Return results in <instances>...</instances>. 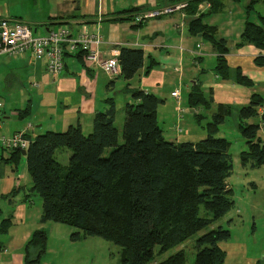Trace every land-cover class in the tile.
<instances>
[{
	"label": "trees",
	"instance_id": "obj_1",
	"mask_svg": "<svg viewBox=\"0 0 264 264\" xmlns=\"http://www.w3.org/2000/svg\"><path fill=\"white\" fill-rule=\"evenodd\" d=\"M189 6L188 2L186 9ZM216 6L212 0L211 7ZM262 19V24L247 20L241 35L243 42L260 49H264ZM207 28L202 16L190 24L191 33L203 32L212 42L219 54L216 71L228 79L227 41L214 37ZM255 61L264 65V56ZM144 62L142 49L123 47L120 75L133 78ZM236 79L251 84L240 70ZM127 89L134 102L125 106L122 143L115 124L116 105L111 100L105 111L95 114L91 132L85 133L81 124L65 131L48 130L31 138L26 159L31 191L43 201L42 223L52 221L78 228L73 240L103 237L124 247V264H148L158 247L161 253L181 245L235 207L233 188L228 183L234 168L231 143L217 136L231 110L222 105L213 114L205 139L177 143L165 138L158 123V106L163 99L141 88ZM189 98L192 108L206 104L197 88ZM261 106L263 98L254 94L239 109V129L247 145L240 159L244 166L253 168L264 165V141L258 137L261 124L248 123V119L261 117L264 124ZM107 149H111L108 155ZM13 152L18 160L23 155L20 149ZM230 237V230L221 226L203 233L195 245V264H225L227 252L220 242ZM47 241L45 230L34 233L28 248L35 249L36 261L45 253ZM159 264H186L185 253L179 251Z\"/></svg>",
	"mask_w": 264,
	"mask_h": 264
},
{
	"label": "crops",
	"instance_id": "obj_2",
	"mask_svg": "<svg viewBox=\"0 0 264 264\" xmlns=\"http://www.w3.org/2000/svg\"><path fill=\"white\" fill-rule=\"evenodd\" d=\"M184 1L190 3L188 9L141 23L135 20L138 13ZM211 1L0 0V19L9 17L23 20L37 34H47L63 23L75 30L81 24L98 29L102 35L99 45L101 58H110L114 50L120 52L123 47L139 48L145 54L144 66L131 79L123 75L110 77L98 64L87 60L84 54L67 56L66 67L58 76H51L45 61L30 53L19 58L0 57V77L5 83L1 85L0 98L6 101L5 95L9 94L10 88L7 86L24 80V107L12 113L5 110L0 135L23 132L34 138L48 130L65 131L77 124H81L83 131L89 133L95 114L105 111L111 100L116 105V120L122 118L118 127L121 132L125 106L134 102L127 89L129 87L144 89L163 99L158 106V123L161 112V121L167 128L165 130L159 124L164 136L168 132L169 140L177 143L205 139L208 135L207 124L222 105L230 110L240 109L251 101L254 94H259L263 98V106L259 108L262 113L264 65L257 64L255 59L264 56V49L243 42L241 35L247 20L263 23L264 0H256L250 9L252 0H245L239 8L234 5L241 0H214L217 2L214 8ZM224 14L229 17L219 21L217 16ZM200 16L214 37L227 41L229 52L226 59L231 73L228 79L216 71L219 54L209 38L203 32L193 34L190 31L192 20ZM238 70L251 80L250 85L237 81ZM184 88L187 90L186 98H183ZM195 88L203 94L206 104L192 108L189 95ZM176 89L180 92L179 99L172 96V91ZM169 90L171 98L178 101V108H182L183 102L188 107L186 112L182 108L181 116L180 109L177 111L175 125L171 124L172 121H165V108L169 106L165 97ZM248 123L261 124L258 137L264 141L261 117L250 118ZM218 134L225 137L222 124ZM229 141L232 145V141ZM13 153V150L3 149L0 145V264L45 263L48 261L45 254L36 261L35 249L31 247L29 251L28 244L34 233L43 229L48 236L47 252L51 247L49 230L52 234L57 226L52 221L41 222L43 201L42 198L39 201L33 194L35 192L31 191L32 179L26 155L18 160Z\"/></svg>",
	"mask_w": 264,
	"mask_h": 264
},
{
	"label": "rangeland",
	"instance_id": "obj_3",
	"mask_svg": "<svg viewBox=\"0 0 264 264\" xmlns=\"http://www.w3.org/2000/svg\"><path fill=\"white\" fill-rule=\"evenodd\" d=\"M244 1L241 0L234 6L239 8L243 6ZM217 17L220 21L229 15L224 14ZM0 80L1 92L3 87L1 85L5 83L1 77ZM23 83L24 80L15 85L12 82L13 86H7L10 87L9 94L5 95L7 100L0 98L5 103V110L7 109L9 113L24 107ZM170 91L165 97L169 106L165 108L164 115H166V123L172 121L171 124L175 125L177 111L180 108H178V101L171 98ZM186 91L184 88L183 98H186ZM183 103L181 107L186 112L188 110L187 103ZM231 110L226 123L222 124V130L225 132V137L232 141L230 153L234 168L228 178V183L233 188L235 207L212 226L197 232L181 245L161 253H158V247L157 254L148 264H159L179 251L185 253L186 264H195L197 253L195 245L198 237L219 226L227 228L231 232V237L228 240L220 242V246L227 252L225 264H257V262L264 264V165L253 168L241 163L240 153L247 148V145L237 126L240 121L239 108H231ZM117 119L119 121L116 120L115 124L119 127L122 118ZM159 124L165 130L167 129L165 123L161 121V112ZM120 133V142L122 143V131ZM218 135L221 136V134ZM165 137L170 138L168 132ZM110 151L111 149H107L105 154H110ZM33 194H36V198L41 201L39 194ZM53 224H56L57 227L54 229L55 232L52 231V234L49 230L52 248L49 247L48 251L43 253L48 261L45 263L42 261L39 264H124L123 246L100 236H87L73 240L72 234L79 231L78 228L63 223L53 222Z\"/></svg>",
	"mask_w": 264,
	"mask_h": 264
},
{
	"label": "built area",
	"instance_id": "obj_4",
	"mask_svg": "<svg viewBox=\"0 0 264 264\" xmlns=\"http://www.w3.org/2000/svg\"><path fill=\"white\" fill-rule=\"evenodd\" d=\"M187 6V1L172 6H160L138 13L135 20L141 23L182 10ZM101 42L102 35L99 30L90 28L88 24H81L75 30L71 25L63 23L47 34H37L23 20L9 17L0 19V57L19 58L30 53L35 58L45 61L47 72L51 76H58L64 71L67 56L84 54L87 60L98 64L110 77H118L121 74L120 52L114 50L112 57L101 58L99 49ZM172 96L179 99V90L172 91ZM180 111L181 116L182 108ZM4 114L5 103L0 100V126L3 123ZM31 138L23 132L1 134L0 145L6 150H27Z\"/></svg>",
	"mask_w": 264,
	"mask_h": 264
},
{
	"label": "water",
	"instance_id": "obj_5",
	"mask_svg": "<svg viewBox=\"0 0 264 264\" xmlns=\"http://www.w3.org/2000/svg\"><path fill=\"white\" fill-rule=\"evenodd\" d=\"M21 151H22V154H23V155H26V154H27V150H25V149H21Z\"/></svg>",
	"mask_w": 264,
	"mask_h": 264
}]
</instances>
